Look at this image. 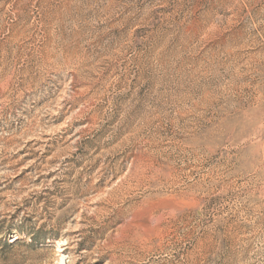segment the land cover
I'll return each instance as SVG.
<instances>
[{"label":"rangeland","instance_id":"obj_1","mask_svg":"<svg viewBox=\"0 0 264 264\" xmlns=\"http://www.w3.org/2000/svg\"><path fill=\"white\" fill-rule=\"evenodd\" d=\"M0 264H264V0H0Z\"/></svg>","mask_w":264,"mask_h":264}]
</instances>
